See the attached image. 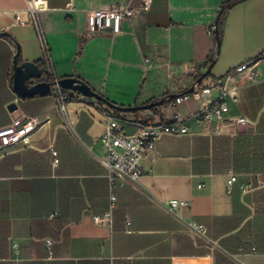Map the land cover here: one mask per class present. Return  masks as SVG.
<instances>
[{
  "label": "crops",
  "instance_id": "crops-1",
  "mask_svg": "<svg viewBox=\"0 0 264 264\" xmlns=\"http://www.w3.org/2000/svg\"><path fill=\"white\" fill-rule=\"evenodd\" d=\"M113 4L141 0H42L34 10L0 0V129L33 122L0 157V264H264V63L236 74L264 53V0H153L121 33L87 39L89 13ZM16 56L42 70L48 57L56 78H79L116 106L160 102L157 123L179 113L190 132L159 140L138 181L112 182L99 157L105 113L117 110L69 90L65 108L52 90L19 97ZM218 83L237 96L229 115L250 127L215 134L190 119L198 101L163 102ZM117 112L128 135L155 120ZM112 195L110 220L96 223ZM172 201L188 205L171 212Z\"/></svg>",
  "mask_w": 264,
  "mask_h": 264
},
{
  "label": "built area",
  "instance_id": "built-area-1",
  "mask_svg": "<svg viewBox=\"0 0 264 264\" xmlns=\"http://www.w3.org/2000/svg\"><path fill=\"white\" fill-rule=\"evenodd\" d=\"M153 0H141L139 7L134 8L130 4L119 5L113 4L104 8L94 10L88 16V29L85 37L92 38L98 35L109 33L116 35L121 33L123 22L133 19L140 10H148ZM31 10L42 7V0H29ZM218 25L208 28L207 34L210 37L217 35ZM149 62V59H146ZM264 63V53L259 57L251 60L247 64H243L236 70V74L241 75L246 70L257 67ZM43 72L46 80L53 82L52 92L57 95V99L61 103V107L65 108V104L69 98L63 94V88L58 84L59 79L56 78L53 64L47 57L44 62ZM251 79V76L248 77ZM217 90L218 96L216 100L207 101L206 98L212 91ZM228 99L237 100V96L220 83L213 87H205L202 89H192L190 92L175 97L167 96L164 103H167L169 109H176L181 104L191 100L198 101L200 108L197 112L190 114V119L200 124L212 127L215 134H222L227 127L248 128L252 122L243 116H230ZM141 116H152L155 118L153 122L142 124L137 132L133 135L125 133L121 123V117L117 111L109 110L105 113L104 132L101 142L106 148V155L99 157L101 164L106 168L112 182L117 180L138 181L143 177L144 172L141 162L155 150L156 143L165 136H181L189 134L190 128L186 120L179 113L173 115L170 121L162 120L157 123V118L163 114V107L159 103L151 109L141 110ZM33 129V122H29L25 126L14 125L0 129V157L6 152L7 148L17 144L23 136ZM237 181L233 176L229 185H233ZM116 196H111L110 211L102 218L95 217L96 223L104 224L110 220L112 211L116 207ZM188 204L172 201L170 203V211L186 207ZM188 227L199 236H205L206 228L197 222H191Z\"/></svg>",
  "mask_w": 264,
  "mask_h": 264
},
{
  "label": "water",
  "instance_id": "water-1",
  "mask_svg": "<svg viewBox=\"0 0 264 264\" xmlns=\"http://www.w3.org/2000/svg\"><path fill=\"white\" fill-rule=\"evenodd\" d=\"M3 34H0L2 36ZM218 45H220L219 31H217ZM14 90L17 95L23 99L35 97L37 95L46 96L51 93L53 82L45 79V73L37 63L25 62L18 64V56L15 57L14 66ZM58 84L64 89L82 94L87 98L96 99L108 103L112 108L119 112H136L155 107L152 104L145 107H120L107 102L101 95L97 94L89 85L79 78H65L58 81ZM161 104V103H160ZM11 111L16 110V106L10 107Z\"/></svg>",
  "mask_w": 264,
  "mask_h": 264
},
{
  "label": "trees",
  "instance_id": "trees-1",
  "mask_svg": "<svg viewBox=\"0 0 264 264\" xmlns=\"http://www.w3.org/2000/svg\"><path fill=\"white\" fill-rule=\"evenodd\" d=\"M228 6V4L225 5V7L223 8V10ZM108 102V101H107ZM110 103V102H109Z\"/></svg>",
  "mask_w": 264,
  "mask_h": 264
}]
</instances>
